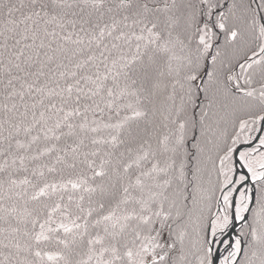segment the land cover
<instances>
[{
    "label": "snow or ice",
    "instance_id": "obj_1",
    "mask_svg": "<svg viewBox=\"0 0 264 264\" xmlns=\"http://www.w3.org/2000/svg\"><path fill=\"white\" fill-rule=\"evenodd\" d=\"M245 129L264 0H0V264H214L207 221L240 222L220 264H264Z\"/></svg>",
    "mask_w": 264,
    "mask_h": 264
},
{
    "label": "water",
    "instance_id": "obj_2",
    "mask_svg": "<svg viewBox=\"0 0 264 264\" xmlns=\"http://www.w3.org/2000/svg\"><path fill=\"white\" fill-rule=\"evenodd\" d=\"M263 132L264 131L260 132V135H262ZM245 141H247V143H245ZM255 143H256V141H251V140L246 139L244 141H241L236 146V148H237V156H234V158H233L234 166H235V168L237 170L235 175H237L238 172H242V174H245V175H250V174L247 173V169L243 168V166L238 161V152H239V150L241 148L251 146L252 144H255ZM249 185L251 186V182L250 181H249ZM233 195L235 197H238V193H234ZM245 215L247 216L248 213H245ZM239 224H240V222L236 221L233 225H230L229 228L225 229L224 231L217 230L216 235L211 237V239H210L211 247L213 248V255L216 258L215 261H214V264H220V259H221V256H222V252H223L224 248L228 246L227 244H225L223 242L224 241H228L233 236H236L237 234H239L237 232ZM227 232L230 235V237L228 239H226V240H223V234L227 233Z\"/></svg>",
    "mask_w": 264,
    "mask_h": 264
},
{
    "label": "trees",
    "instance_id": "obj_3",
    "mask_svg": "<svg viewBox=\"0 0 264 264\" xmlns=\"http://www.w3.org/2000/svg\"><path fill=\"white\" fill-rule=\"evenodd\" d=\"M248 131V129H245L243 132H241L240 134V141H243L245 139V135H246V132ZM257 156V155H255ZM234 162V160H233ZM213 180H215V175H213ZM217 196H219V192L217 191L216 193ZM212 212H216L218 214H220L221 216V213H219V209L216 207V204H215V200L212 201V209H211ZM199 213V207H196L193 209V215L194 217ZM205 215L207 216L208 213H207V210H205ZM250 215L251 213H248V217L250 218ZM207 223L209 224V227H208V232H207V239L210 241V238H211V230H210V221H207ZM0 227H4V225L2 223H0ZM246 231V229H244ZM241 231V227H240V224L238 226V229H237V232L240 233ZM190 259L192 260L193 264H196V261H195V257L192 256L190 257Z\"/></svg>",
    "mask_w": 264,
    "mask_h": 264
},
{
    "label": "rangeland",
    "instance_id": "obj_4",
    "mask_svg": "<svg viewBox=\"0 0 264 264\" xmlns=\"http://www.w3.org/2000/svg\"><path fill=\"white\" fill-rule=\"evenodd\" d=\"M249 135H252V133H249V131H247L244 140H246V139L249 137ZM262 135H264V132H263ZM260 151H264V148H261ZM255 155H257V154H256V153H253V156H254V157H255ZM240 173H242V172H240ZM234 175H235V174H234ZM237 198H238V197H237ZM221 207H223L222 200H221ZM222 215H223V214L221 213V220H222ZM217 230H219V229H217ZM211 236H212V235H211ZM234 237H235V236H233L229 242H232L233 239H234ZM226 249H227V250H230V248H229L228 246L225 247L224 250H223V252H222V256H221V258H222L224 255H227V251H226Z\"/></svg>",
    "mask_w": 264,
    "mask_h": 264
},
{
    "label": "bare ground",
    "instance_id": "obj_5",
    "mask_svg": "<svg viewBox=\"0 0 264 264\" xmlns=\"http://www.w3.org/2000/svg\"><path fill=\"white\" fill-rule=\"evenodd\" d=\"M252 136H260V132H253L252 133ZM257 143V142H256ZM256 143L255 144H252L251 146H248V147H243V148H241L239 151H244V150H247L248 148H250V147H254L255 145H256ZM239 174H241L240 172H238L237 173V175H239ZM230 237V235L228 234V232L227 233H224L223 234V240H226V239H228ZM231 239V238H230ZM229 239V240H230ZM228 240V241H229Z\"/></svg>",
    "mask_w": 264,
    "mask_h": 264
}]
</instances>
